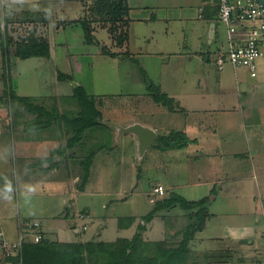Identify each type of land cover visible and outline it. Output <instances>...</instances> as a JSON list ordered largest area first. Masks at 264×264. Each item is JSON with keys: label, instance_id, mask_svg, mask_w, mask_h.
Returning a JSON list of instances; mask_svg holds the SVG:
<instances>
[{"label": "crops", "instance_id": "obj_1", "mask_svg": "<svg viewBox=\"0 0 264 264\" xmlns=\"http://www.w3.org/2000/svg\"><path fill=\"white\" fill-rule=\"evenodd\" d=\"M83 1L0 0V84L4 77V55H17L16 42L44 38L50 43L51 56L24 59L37 57L54 62L58 71L71 75L97 102H102L101 97L117 92L94 91L96 83L81 78L83 69L73 70L72 66L62 67L59 63L70 62L72 58L76 63L88 62L98 52V56L117 59L115 65L107 68L114 72L123 70L127 78L134 79L128 82V87L134 90L137 87L150 107L153 104L146 97H152L150 83L157 85L174 103L172 108L156 105L165 121L152 123L132 118L112 122L140 121L156 128L158 135L177 132L188 140L168 150L157 146L149 159H146L148 151L139 159L136 149L127 155L129 161L126 155L116 153V146L102 144L100 149L92 151L95 155L89 180L82 189V181L76 184V180L84 172L87 156L78 151V146L67 145L53 151L50 145L53 141L46 136L30 135V128L24 125L26 121L14 123L12 129L9 121H0V133H8L0 136L17 138L19 143L16 159L22 190L17 188V193L26 197L17 206H10L8 199L0 201V264H3L2 239L17 240L22 229L26 230V241L31 242H35L37 231L45 240L83 243L131 239L139 232L146 242L162 241L168 247H176L186 227L194 222L193 214L198 208L185 209L176 204L157 210L150 221L144 216L173 192L197 200L214 189L215 197L207 204L206 224L189 241L184 264H264V118L258 115L264 113V99L254 97L257 88L264 89V56L259 58L256 70H252L256 71L255 75L245 66L231 63L223 68L217 66L215 53L226 45L227 29L217 18L216 0H127L129 38L118 45L111 35V51L116 55L106 54L97 37L99 43L85 40L78 15L84 8ZM37 15H45L47 21L30 20ZM93 27L95 35L99 29L96 21ZM6 30L14 40L9 50ZM76 40L84 48L73 52ZM90 46L96 49L93 51ZM2 88L6 91L5 84ZM13 88L16 97L23 96L20 84L13 82ZM241 91L247 93V103ZM179 109L184 112L181 120H177ZM238 111L251 121H235ZM113 133L120 141L122 135L118 136L114 128ZM0 139L3 143L4 138ZM28 139L33 146H28ZM133 140L137 147L136 137ZM40 141L43 144L36 145ZM135 158L146 173L151 166H161V174L154 183L145 184L146 189L136 188L138 182L133 181L134 174L136 180L143 174L142 169L136 171ZM170 162L172 171L167 173ZM114 164H124L125 174L134 169L127 184L109 185L108 174L112 171L108 165ZM95 173L99 174L98 179ZM158 186H163L162 194L155 193ZM2 187L0 176V195L4 194ZM38 192H43L42 202L35 203L30 197ZM82 212L85 218H80ZM126 217L134 221L120 226V218ZM35 222L39 225L29 230ZM79 222L87 224L84 231L76 230ZM140 225H143L141 230Z\"/></svg>", "mask_w": 264, "mask_h": 264}, {"label": "rangeland", "instance_id": "obj_2", "mask_svg": "<svg viewBox=\"0 0 264 264\" xmlns=\"http://www.w3.org/2000/svg\"><path fill=\"white\" fill-rule=\"evenodd\" d=\"M94 1L90 2L89 0H84V8L81 10V12H79L78 15H80V18L93 17L92 19H95L96 26L99 28L95 32V37H97L100 42H102L101 45L109 47L111 50V48H113L111 41L113 36L111 37L109 32V24L106 23L107 19L102 16H94L90 11V6L94 3ZM80 31L82 30L80 29ZM76 43L73 46L75 47L73 52L76 50H82V48H84V46H82L78 40H76ZM83 43L86 44L85 42ZM86 47H88V45H86ZM90 48L93 51L96 49L95 46H90ZM75 55L77 56V54ZM31 59L26 60L12 53L6 57L4 55V77L3 81L1 79L0 84V121H9V127L11 129L13 128L14 123L19 125L20 121H26L24 125L26 128H30V132L28 131L29 134L48 137L53 141L50 143V145H52L54 148L53 151H55V149L58 147L67 146L69 138L74 135L76 125L73 124V121H75V117H77L81 110V104L74 96L73 83L71 81L69 83L68 79L60 78V71L55 68L56 64L54 62H48L46 58L41 59L34 57ZM80 60L83 59L80 58ZM59 63L62 67L65 66L69 68L72 66L73 70L80 68L83 69L81 78H89L92 80V82H95L97 87H95V90L93 89L94 91L114 90L117 92L111 95H105L101 97L103 98L102 102H97L98 108L102 110L103 122H124L132 118L140 119L142 121H150L152 123H155L156 121H165L166 118L164 117V114L161 111H157L159 108L156 106H162L161 104L163 103H156L153 96H146L147 100L151 101L153 104V106L150 107L148 102H144L146 98L143 94H139L142 92L138 91L137 87L135 88L137 90H134L132 87H128V82H132L134 79L130 80L127 78L123 70L114 72L112 68H107L108 65L110 66L113 63L115 65L117 63V59H113L111 56L101 57L98 56V52H96L88 62L77 61L76 63L75 59L72 58L70 62L67 60H62ZM249 71L251 72V75L256 74V71H252L250 69ZM6 75L9 76L14 83H18L22 86L21 93L23 96L48 94L47 96L39 98L34 97L33 99L34 103L42 105L48 112L45 111L40 113L39 110L30 111L25 106V104H23L18 99V97L14 96L12 99H10L7 91H4L2 88L6 83ZM130 90H133V92H130ZM72 91L73 94H70ZM256 91V96L254 97H260L264 99V89L257 88ZM240 93L244 100H248V95L246 92L241 91ZM246 100L245 103H247ZM256 100L257 99L254 101ZM181 112L182 110H180V118L177 120H181L183 118L182 113L184 112ZM258 115L261 119L264 118V113L260 112ZM32 121H35L34 126H32ZM40 121L42 123H40ZM235 121H251V119L248 117H243L241 112L238 111V116L236 117ZM2 133L8 134L6 131ZM2 133H0V135ZM135 137L136 136L133 133H123L120 137V141H117L116 137L114 136L112 126L101 124V126L97 125L87 129L85 131L83 140L76 143V146H78V151L84 155V157H86L89 152L93 151L94 149H100L102 144L105 146H116V153L119 155H126L125 159L129 161L127 155L137 149L135 146L136 141L133 140ZM0 138H4L3 143L1 141L2 139H0V176H2L3 181L2 193L4 192L3 195H0V201L8 199L10 206H17L18 203L22 204L23 199L26 198L23 193L21 195L17 193V188L20 187V190H22V180L21 175L19 174L20 168L16 159L18 156L19 143L17 142V138L12 139L10 136H7V138H9L8 141L4 136H0ZM187 140V138H183L182 136L178 144H184L187 142ZM2 144L4 145V148L2 147ZM27 144L28 146L34 145L30 139H28ZM38 144L41 146L43 143L41 141L36 142V145ZM46 144L48 145V143H45L44 145ZM156 144L152 145L148 149L149 154L147 155L146 159H149L151 154L156 151ZM40 149L41 148H39V150ZM163 160L167 161V158H163ZM135 162L137 163V166L135 167L137 168L136 171H138V169H142L143 174L142 177L137 180L136 174H134L133 181H135L134 183L138 182L136 188L142 186L143 189H146L145 184L154 183L156 178H158V174H161V166H151V170L146 173L144 171V166L141 165L137 158H135ZM167 164L169 165V163ZM108 166H110L112 171L111 174H108V179H111L109 185L115 187L127 184L130 174L134 171L133 169L131 173L125 174L126 166H124V164H114ZM170 171H172L171 162L167 173ZM82 175L83 172L81 175L79 173V176L77 174L78 180H76V184L81 183ZM94 176H97L95 179L99 178V174L96 175L95 173ZM41 194H43V192H38L37 195L30 197V199L36 201L35 203H39V201L42 202ZM84 224L85 223L79 222V226H83ZM84 230L85 229L82 227L81 231Z\"/></svg>", "mask_w": 264, "mask_h": 264}, {"label": "trees", "instance_id": "obj_3", "mask_svg": "<svg viewBox=\"0 0 264 264\" xmlns=\"http://www.w3.org/2000/svg\"><path fill=\"white\" fill-rule=\"evenodd\" d=\"M90 11L94 16L105 17L106 23L109 24V32L115 38L118 45L123 44L129 38L128 26L129 5L127 0H95L90 6ZM93 18V17H92ZM81 18L80 22L83 27L84 37L87 43H99L94 35L93 24L95 19ZM33 22H46L44 15L33 17ZM14 40L9 36L6 30V48L9 50ZM17 55L21 58L32 56H51L50 43L44 38L32 37L28 40L16 42ZM106 54L116 55L108 47L103 46ZM60 78L74 80L71 75L60 72ZM6 78V91L10 99L15 96L13 81L9 76ZM152 92L154 100L161 102L169 108L173 107V100L154 83L148 86ZM74 96L81 104V110L75 121L76 130L73 136L68 140V147L73 148L76 143L84 138L85 131L97 125H109L104 123L102 111L97 106V99L94 95L87 92L85 86L79 83L74 86ZM16 97V96H15ZM18 99L25 104L30 110H39L48 112L45 107L34 103L30 96H18ZM51 116V115H50ZM40 123H42L40 121ZM180 133L170 135H158L157 145L163 150L180 146ZM95 152L89 153L84 160V172L80 188H84L89 180L90 167L93 162ZM214 189L210 195L201 199L189 200L178 193H171L169 197L160 200L155 207L144 216L146 221H150L157 210L164 207H171L180 204L185 209L198 208L193 214L194 222L189 224L185 231L184 237L176 247H168L165 242L151 241L146 242L142 239L141 234L137 232L133 238H119L116 241H89V242H59L42 239L39 242L24 241L22 244L23 264H184L187 259L189 241L194 237L197 230L204 228L208 216L207 204L215 197ZM134 221L132 217L120 218L119 225L123 226L126 222L131 224ZM140 230L143 225H140Z\"/></svg>", "mask_w": 264, "mask_h": 264}, {"label": "built area", "instance_id": "obj_4", "mask_svg": "<svg viewBox=\"0 0 264 264\" xmlns=\"http://www.w3.org/2000/svg\"><path fill=\"white\" fill-rule=\"evenodd\" d=\"M217 18L226 26V45L215 53L214 61L219 68L227 63L245 66L256 70L258 60L264 56V4L258 0H216ZM155 193H163V186L155 188ZM84 212L80 218H85ZM35 222L30 225L29 230H34ZM87 228L76 225L77 231ZM26 230L19 232L17 240L3 238L1 247L3 249V264H23L22 244L26 241ZM3 234V232H2ZM43 239L40 231L34 235V241Z\"/></svg>", "mask_w": 264, "mask_h": 264}, {"label": "water", "instance_id": "obj_5", "mask_svg": "<svg viewBox=\"0 0 264 264\" xmlns=\"http://www.w3.org/2000/svg\"><path fill=\"white\" fill-rule=\"evenodd\" d=\"M264 4V0H258ZM214 26V25H213ZM74 86L79 84L76 80H71ZM104 123L109 124L115 130L118 136L123 133H133L137 139L138 158L142 159L148 149L156 144L158 138V131L156 128L144 124L140 121H134L128 124H119L112 121H105Z\"/></svg>", "mask_w": 264, "mask_h": 264}]
</instances>
